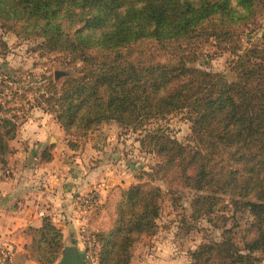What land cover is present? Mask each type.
I'll return each mask as SVG.
<instances>
[{
	"label": "trees",
	"instance_id": "obj_1",
	"mask_svg": "<svg viewBox=\"0 0 264 264\" xmlns=\"http://www.w3.org/2000/svg\"><path fill=\"white\" fill-rule=\"evenodd\" d=\"M262 15L264 0H0L2 30L42 39L41 51L76 73L39 95L38 106H47L67 135L116 121L159 159L168 184L196 191L191 216L208 218L222 234L202 244L191 264L264 263V42L244 49L239 30ZM212 41L237 55V82L192 67ZM0 112L6 165L17 127ZM175 114L192 124V144L160 125ZM43 157L52 161L47 150ZM162 206L151 183L120 190L117 218L94 242L98 264H130L157 229ZM25 233L34 261H61L64 235L52 218Z\"/></svg>",
	"mask_w": 264,
	"mask_h": 264
},
{
	"label": "rangeland",
	"instance_id": "obj_2",
	"mask_svg": "<svg viewBox=\"0 0 264 264\" xmlns=\"http://www.w3.org/2000/svg\"><path fill=\"white\" fill-rule=\"evenodd\" d=\"M239 30L242 32L244 49L263 43L264 15L257 19L256 25ZM42 43V39L20 38L0 28V109L7 112V117L16 124L17 138L20 131L30 126L31 122L39 126L43 123L53 137L51 142H46V150L66 148L69 160H72L71 165L84 168L71 169L85 171L90 177V191L75 192L73 198L76 199V209L71 212L80 222L76 227L80 234L78 239L81 240L82 261L89 264V244H93L96 256L100 250L99 245L95 246L99 233L113 226L117 218L120 190L140 183H151L163 194L162 212L157 229L137 246L130 264H191L193 253L202 244L220 241L222 234L208 218L194 219L191 216V202L196 191L168 184L164 174H158L159 159L142 151L140 136L131 130H123L116 121L103 123L83 136L67 135L55 114L47 106H38L39 95L47 92L52 80L56 81L57 71L67 73L57 82L75 77L76 73L71 68L61 66L57 55L43 53L40 49ZM236 58L237 55L230 52L229 45L221 44L220 47L212 41L203 47L201 56L192 67L221 73L229 83H235L237 75L232 70V64ZM2 115L0 112V117ZM159 123L184 145L193 143L192 124L187 121L185 114L169 115ZM12 142L14 140L9 143V149L13 151ZM87 197L90 203L80 207L78 200ZM243 216L249 215H238L240 219ZM247 218L242 222L243 226Z\"/></svg>",
	"mask_w": 264,
	"mask_h": 264
},
{
	"label": "crops",
	"instance_id": "obj_3",
	"mask_svg": "<svg viewBox=\"0 0 264 264\" xmlns=\"http://www.w3.org/2000/svg\"><path fill=\"white\" fill-rule=\"evenodd\" d=\"M51 138L43 123L31 122L12 142L7 164L0 162V238L8 237L14 243V264H38L26 250L31 238L25 231L40 228L47 217L62 230L64 249L83 254L76 227L80 222L71 212L76 209L75 192H89L91 180L85 171L71 169L77 166L71 165L66 148L50 150L52 161H44L46 142Z\"/></svg>",
	"mask_w": 264,
	"mask_h": 264
},
{
	"label": "built area",
	"instance_id": "obj_4",
	"mask_svg": "<svg viewBox=\"0 0 264 264\" xmlns=\"http://www.w3.org/2000/svg\"><path fill=\"white\" fill-rule=\"evenodd\" d=\"M78 203H81L80 207H84L90 203V198H80ZM41 216H45L44 213H41ZM15 255L16 249L12 240L8 237L0 238V264H14ZM87 256L90 259L89 264H98L92 243L89 244Z\"/></svg>",
	"mask_w": 264,
	"mask_h": 264
},
{
	"label": "water",
	"instance_id": "obj_5",
	"mask_svg": "<svg viewBox=\"0 0 264 264\" xmlns=\"http://www.w3.org/2000/svg\"><path fill=\"white\" fill-rule=\"evenodd\" d=\"M67 73L57 71L55 73V80L58 81L63 76H66ZM70 252H73V254H70ZM58 264H85L82 261V258L80 257L79 253L76 250H70L69 248H65L63 257L61 261Z\"/></svg>",
	"mask_w": 264,
	"mask_h": 264
}]
</instances>
